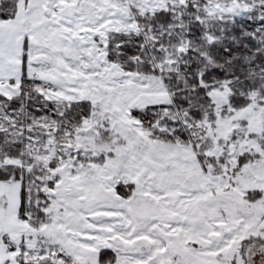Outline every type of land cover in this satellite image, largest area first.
<instances>
[{
    "label": "snow or ice",
    "instance_id": "snow-or-ice-1",
    "mask_svg": "<svg viewBox=\"0 0 264 264\" xmlns=\"http://www.w3.org/2000/svg\"><path fill=\"white\" fill-rule=\"evenodd\" d=\"M0 264H264V0H0Z\"/></svg>",
    "mask_w": 264,
    "mask_h": 264
}]
</instances>
